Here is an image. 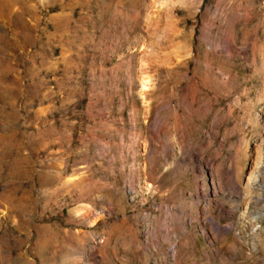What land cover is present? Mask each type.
Wrapping results in <instances>:
<instances>
[{
    "label": "rangeland",
    "instance_id": "374dc122",
    "mask_svg": "<svg viewBox=\"0 0 264 264\" xmlns=\"http://www.w3.org/2000/svg\"><path fill=\"white\" fill-rule=\"evenodd\" d=\"M259 147L264 0H0V264H264Z\"/></svg>",
    "mask_w": 264,
    "mask_h": 264
},
{
    "label": "bare ground",
    "instance_id": "6f19581e",
    "mask_svg": "<svg viewBox=\"0 0 264 264\" xmlns=\"http://www.w3.org/2000/svg\"><path fill=\"white\" fill-rule=\"evenodd\" d=\"M174 56L176 57L177 55L175 54ZM178 58H179V56H178ZM260 147H259V149H257L258 150L257 151L258 153H256L257 157L254 158L252 165L250 166V170H249V174H248V178H247L248 184L251 183L252 181L257 180L258 176L260 175L259 173H260L261 169L264 167V154H262L260 152V150H261ZM229 171H230L231 177H232L233 173H232L231 168Z\"/></svg>",
    "mask_w": 264,
    "mask_h": 264
}]
</instances>
